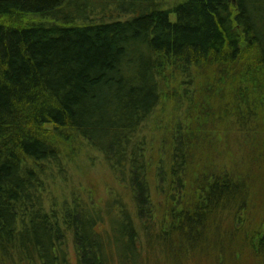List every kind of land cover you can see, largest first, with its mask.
Masks as SVG:
<instances>
[{
    "label": "trees",
    "instance_id": "trees-1",
    "mask_svg": "<svg viewBox=\"0 0 264 264\" xmlns=\"http://www.w3.org/2000/svg\"><path fill=\"white\" fill-rule=\"evenodd\" d=\"M84 146L125 190L103 207L52 192ZM255 147L264 0H0V264H264Z\"/></svg>",
    "mask_w": 264,
    "mask_h": 264
},
{
    "label": "rangeland",
    "instance_id": "rangeland-1",
    "mask_svg": "<svg viewBox=\"0 0 264 264\" xmlns=\"http://www.w3.org/2000/svg\"><path fill=\"white\" fill-rule=\"evenodd\" d=\"M157 114L158 112L155 110V112H153L150 119L147 121V125H146L147 128L153 125V122ZM158 116L160 115L158 114ZM149 132L150 130L147 131L148 134ZM156 139H157V132L155 135V140ZM222 141L225 142V145L223 142L221 143V146L225 150V152L222 154V158L225 161H227L229 164L232 161V159L234 160L239 157V156H236L239 154V151L237 152L236 145L233 144L231 139H222ZM154 143L156 145L158 143L157 140ZM227 149L229 150V152H232V155L234 154L232 159L230 158L231 155L229 152H227ZM231 149L233 150L230 151ZM256 149L257 147L253 148V152H252V155L250 156V159L248 156H246L245 163L247 165L248 164L250 165V162L252 163L251 171L254 173L257 179L258 175L264 174V162L261 160ZM241 155H242V152H241ZM66 178H67L65 181L67 182L66 184H64V181H63V183H61L58 186H55L52 189V192L54 194H57L59 196L64 195V193L65 192L67 193L70 190V188L75 187L78 189L79 195L86 198L85 194L87 193V190H91L93 188L94 190L92 191V193H93L95 202L102 207L107 201V198L110 197L109 192H108L109 188H112L116 191H121L122 194H124V191H125L124 189L121 188L120 185L116 183V180L114 176L112 175L111 171L109 170L108 165H106V163L104 162L102 155L98 151L90 148L89 146H84L81 154L77 158H75L74 162L71 163L66 173ZM149 178H150V183L153 186V183L155 182L153 179V175H151ZM123 200L125 203L130 202V200L125 196ZM255 203H259L258 200L255 199ZM261 209H262V214H263L264 205L260 207L259 210ZM113 214H116V212H114ZM69 244H70L69 256H70L71 263L76 264L72 245L70 241H69ZM117 254L119 255L121 254L120 249H117ZM140 254L142 258H144L145 256L147 257L146 264H156L157 261L155 263V260H156L155 255L159 257L158 261L160 260L157 264H174L168 261L166 258H164L161 254H159L158 249L152 250L150 247L147 249V254H146V249H145L144 244L142 245V248L140 249ZM208 256H203L202 258H200V260H198V264H214L211 258L214 256V254L210 253L208 254ZM193 257L198 258V256L197 257L193 256ZM135 259H137V257ZM135 259L122 261V259L116 256V257H112L110 264H137V261ZM192 259L190 258V260ZM184 263L185 261H183V264ZM191 264H194V263H191Z\"/></svg>",
    "mask_w": 264,
    "mask_h": 264
}]
</instances>
